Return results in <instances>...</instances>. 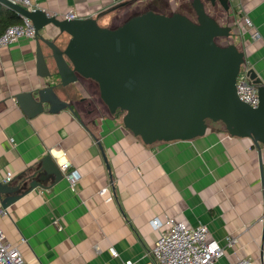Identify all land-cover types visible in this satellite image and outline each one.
<instances>
[{
	"label": "crops",
	"instance_id": "obj_1",
	"mask_svg": "<svg viewBox=\"0 0 264 264\" xmlns=\"http://www.w3.org/2000/svg\"><path fill=\"white\" fill-rule=\"evenodd\" d=\"M178 1L196 17L193 0ZM203 2L224 25L250 18L248 33L241 34L235 25L232 39L264 82V0H229V10L218 1ZM146 5L178 8L173 0H39L37 8L60 18L72 10L78 18L93 17L113 28L151 9L135 12ZM8 17L23 19L0 2V33ZM255 33L258 38L252 37ZM44 36L61 45L69 39L52 25ZM42 45L54 71L45 80L57 83L51 50ZM42 82L33 38L0 49V182L26 192L7 207L0 226L26 264H151L150 250L159 236L152 221L170 217L208 226L225 247L215 264L244 257L264 264V180L250 138L232 136L212 122L203 136L146 144L123 125L122 116L110 113L95 81L67 86L77 116L64 109L29 118L14 96ZM47 154L58 165L69 163L57 182L42 169ZM262 158L264 166V148ZM8 171L13 172L10 181ZM68 171L78 176L74 186ZM32 181L40 186L30 190ZM231 235L237 242L228 245Z\"/></svg>",
	"mask_w": 264,
	"mask_h": 264
},
{
	"label": "water",
	"instance_id": "obj_2",
	"mask_svg": "<svg viewBox=\"0 0 264 264\" xmlns=\"http://www.w3.org/2000/svg\"><path fill=\"white\" fill-rule=\"evenodd\" d=\"M208 1L212 5L218 1L229 10V0ZM0 2L30 19L36 30V68L43 82L14 96L27 117L64 109L77 116L59 95L58 85L67 87L79 78L91 79L98 84L99 97L110 113L121 110L123 125L146 144L190 140L206 134L208 121L223 122L230 135L252 140L264 180V82L250 68L259 104L252 106L240 99L236 83L246 58L232 39L236 24L224 25L222 19L211 16L203 0H193L195 20L178 11L167 15L149 9L113 28L93 17L60 18L42 8L32 10L12 0ZM50 25L69 36L64 46L56 38L44 36ZM218 37L223 38L222 43L216 41ZM42 44L51 50L60 82L45 80L54 71ZM42 164L56 182L63 178L51 154L43 157ZM37 186L40 184L32 181L30 190ZM25 193H19L18 186L0 182L3 207Z\"/></svg>",
	"mask_w": 264,
	"mask_h": 264
},
{
	"label": "built area",
	"instance_id": "obj_3",
	"mask_svg": "<svg viewBox=\"0 0 264 264\" xmlns=\"http://www.w3.org/2000/svg\"><path fill=\"white\" fill-rule=\"evenodd\" d=\"M26 8L35 9L38 7L39 0H12ZM66 18H77V13L70 10L65 14ZM238 31L248 33L252 27V22L249 17L235 18ZM250 33V32H249ZM36 36L35 27L30 19L23 17L22 22L10 25L0 35V49L5 46L12 45L22 38L34 39ZM252 37L258 38L259 34H252ZM249 67L246 62L242 65L237 77V94L241 100L252 105L259 104V95L257 85H255L249 77ZM62 171L66 172L69 169V163L59 164ZM69 183L74 186L78 180L75 171L66 173ZM13 177V172L8 171L6 181H10ZM107 188H103L100 193L105 194ZM6 207L0 204V217L7 215ZM264 221V212L262 215ZM153 227L159 232L158 239L150 250L152 257L151 264H215V262L225 254V247L214 237L210 235L209 228L205 224L189 225L184 221L174 218L160 220L155 218L152 221ZM228 245H233L237 242L236 236L226 237ZM117 251L113 250V255L116 256ZM264 261V252L262 254ZM0 264H26V261L16 245H12L7 241L5 232L0 226ZM131 264V262H129ZM232 264H255L249 257L240 258Z\"/></svg>",
	"mask_w": 264,
	"mask_h": 264
},
{
	"label": "rangeland",
	"instance_id": "obj_4",
	"mask_svg": "<svg viewBox=\"0 0 264 264\" xmlns=\"http://www.w3.org/2000/svg\"><path fill=\"white\" fill-rule=\"evenodd\" d=\"M173 2L178 6L177 9L173 10L172 6L169 5V7H164V8H157V6L155 5H146V6H143L142 8L138 9V10H135L136 13H139V12H142L143 10L147 9L148 7H150L151 9H156L157 11L156 12H159V13H163V14H172L173 11H178V12H183V14H186L188 15L191 19H196V17L194 16V13L192 11H190L189 9L185 8V9H182L180 6H179V1L178 0H173ZM192 3L193 1L191 2V6H192ZM166 6V5H165ZM207 9V8H206ZM212 7L209 9L211 10ZM173 10V11H172ZM208 9L206 11L209 12V14L215 18H217L218 20H220L221 18H218L219 16L218 15H213ZM141 14V13H140ZM214 14H216V12H214ZM138 15V14H137ZM136 16V15H134ZM132 17V16H131ZM223 22V19L221 20ZM235 20H233L232 22L234 23ZM232 23V24H233ZM237 25V22L235 23ZM216 41L218 43H222L223 42V39L222 38H216ZM239 47L241 48V46L239 45ZM91 79H87V78H79V80L77 82H85V83H91ZM95 83V82H94ZM98 85V84H97ZM70 86V85H69Z\"/></svg>",
	"mask_w": 264,
	"mask_h": 264
},
{
	"label": "trees",
	"instance_id": "obj_5",
	"mask_svg": "<svg viewBox=\"0 0 264 264\" xmlns=\"http://www.w3.org/2000/svg\"><path fill=\"white\" fill-rule=\"evenodd\" d=\"M21 22V20L20 19H18V18H15V17H8V18H6V20H5V22H4V26H5V28H7V27H9V25L10 24H17V23H20ZM4 31H2L1 33H0V35L3 33ZM223 39V38H222ZM55 75L58 77V74L56 73V71H55ZM58 82H60V80L58 79ZM113 115H115V116H122L123 115V112L121 111V110H117ZM209 122V126H211V123H212V121H208ZM213 124H215L216 126H219V128L221 129V130H226V128H225V124L223 123V122H221V121H219V122H213Z\"/></svg>",
	"mask_w": 264,
	"mask_h": 264
},
{
	"label": "flooded vegetation",
	"instance_id": "obj_6",
	"mask_svg": "<svg viewBox=\"0 0 264 264\" xmlns=\"http://www.w3.org/2000/svg\"><path fill=\"white\" fill-rule=\"evenodd\" d=\"M62 46H64V44H62ZM58 86L61 87V85H58ZM68 91L69 89H67V87H64L63 90L59 91V95L61 96L63 100L68 101L72 105V107L76 110L75 101L73 99V96L71 95V92H68Z\"/></svg>",
	"mask_w": 264,
	"mask_h": 264
},
{
	"label": "clouds",
	"instance_id": "obj_7",
	"mask_svg": "<svg viewBox=\"0 0 264 264\" xmlns=\"http://www.w3.org/2000/svg\"><path fill=\"white\" fill-rule=\"evenodd\" d=\"M234 27H235V26H234ZM234 27H233V28H234ZM263 178H264V176H263Z\"/></svg>",
	"mask_w": 264,
	"mask_h": 264
}]
</instances>
